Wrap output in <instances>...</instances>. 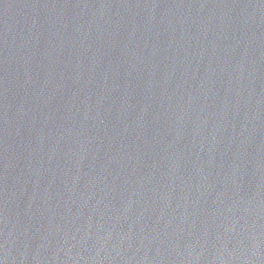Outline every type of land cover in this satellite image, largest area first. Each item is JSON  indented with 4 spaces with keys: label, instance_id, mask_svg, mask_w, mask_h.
Masks as SVG:
<instances>
[{
    "label": "water",
    "instance_id": "water-1",
    "mask_svg": "<svg viewBox=\"0 0 264 264\" xmlns=\"http://www.w3.org/2000/svg\"><path fill=\"white\" fill-rule=\"evenodd\" d=\"M2 264H264V0H0Z\"/></svg>",
    "mask_w": 264,
    "mask_h": 264
},
{
    "label": "snow or ice",
    "instance_id": "snow-or-ice-1",
    "mask_svg": "<svg viewBox=\"0 0 264 264\" xmlns=\"http://www.w3.org/2000/svg\"><path fill=\"white\" fill-rule=\"evenodd\" d=\"M0 264H2V262H0Z\"/></svg>",
    "mask_w": 264,
    "mask_h": 264
}]
</instances>
